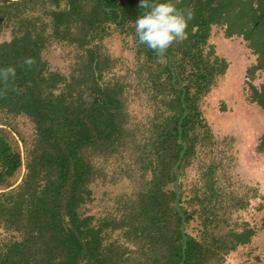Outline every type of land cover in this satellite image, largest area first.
Instances as JSON below:
<instances>
[{
  "label": "trees",
  "instance_id": "trees-1",
  "mask_svg": "<svg viewBox=\"0 0 264 264\" xmlns=\"http://www.w3.org/2000/svg\"><path fill=\"white\" fill-rule=\"evenodd\" d=\"M173 2L192 13L185 37L162 53L147 50L138 42L135 22L129 23L120 30L135 46L133 80L104 81L114 61L101 51L103 34L111 23L119 27L143 14L139 0H0V33L7 26L12 34L0 42V68L16 69L14 77L0 81V112L26 117L34 130L27 144L0 126V228L11 235L0 239V264H179L181 218L172 183L182 148L180 86L188 110L179 166L184 264H223L230 252L250 242L254 231L247 224L232 225L233 214L249 205V197L232 188L225 168L214 162L205 166L201 181L189 190L183 180L198 144L213 143L201 101L228 68L208 47L212 26L222 27L225 37H241L255 56L245 71L248 99L264 111V83H252L264 72V0ZM48 29L77 50L68 76L51 71L42 57ZM130 88L153 108L138 122L126 106ZM255 149L264 153V131ZM121 180L129 190L115 196L113 211L95 222L85 213L93 201L91 185Z\"/></svg>",
  "mask_w": 264,
  "mask_h": 264
},
{
  "label": "rangeland",
  "instance_id": "rangeland-1",
  "mask_svg": "<svg viewBox=\"0 0 264 264\" xmlns=\"http://www.w3.org/2000/svg\"><path fill=\"white\" fill-rule=\"evenodd\" d=\"M31 15L37 16L36 13ZM43 22H47V19ZM121 28L111 23L103 34L101 51L114 61L112 68L106 72L104 81L113 76L123 77L126 81L133 80L129 75L135 63V46L132 38L127 37V31H122ZM45 35L43 59L51 71L68 76L75 64L77 50L56 38L51 29L46 30ZM11 36V28L5 26L0 33V42L9 40ZM209 45L216 55L228 62V68L223 76L216 79L213 88L201 101L202 114L210 128L213 143L198 144V153L186 168L183 188L189 190L194 182H200L201 172L212 162L225 168L232 181V188L238 194H247L249 197V205L233 214L232 225L241 227L247 224L254 234L249 243L230 252L223 264H264V212L261 209L264 196V153H257L255 149L258 138L264 131V111L249 101V80L245 76V71L254 63L255 56L241 37H225L224 29L220 26L211 27L208 47ZM252 83L257 87L263 84L264 72H258ZM126 106L133 122L144 119L153 111L149 99L138 95L132 88L126 93ZM0 126L6 127L18 142L24 139L28 144L34 137L33 125L24 116H6L0 112ZM19 147L24 154L25 148L21 142ZM106 166L108 174H111L112 166ZM23 173V170L18 173V182ZM91 190L93 201L86 206L85 213L94 216V221L97 222L113 211L114 197L127 192L129 185L124 180L114 184L96 182L91 185ZM191 226L190 232L195 234L194 223ZM10 236L0 228V239H9ZM112 236L115 238L118 233L115 232Z\"/></svg>",
  "mask_w": 264,
  "mask_h": 264
},
{
  "label": "clouds",
  "instance_id": "clouds-1",
  "mask_svg": "<svg viewBox=\"0 0 264 264\" xmlns=\"http://www.w3.org/2000/svg\"><path fill=\"white\" fill-rule=\"evenodd\" d=\"M141 8L146 11L135 20V33L138 42L149 49L159 52L167 50L174 41L185 37V29L192 13L176 8L173 0H139ZM31 58L25 63L32 64ZM14 66L0 68V81H7L14 77Z\"/></svg>",
  "mask_w": 264,
  "mask_h": 264
},
{
  "label": "water",
  "instance_id": "water-1",
  "mask_svg": "<svg viewBox=\"0 0 264 264\" xmlns=\"http://www.w3.org/2000/svg\"><path fill=\"white\" fill-rule=\"evenodd\" d=\"M142 14H139L136 18H138L139 16H141ZM147 48V47H146ZM147 50H149V48H147ZM161 53V52H159ZM168 65H170V58L168 60ZM172 81H174V75L172 76ZM180 88L182 89V94H181V103L183 106V113L177 123V140L178 143L181 145V151L178 154V158L175 162V165L173 167V172H174V181L172 183V190L174 192L175 195V201H174V206L176 209V212L178 213V215L181 218V222H180V232H181V239H182V247H181V261L179 262V264H184L185 261V249H186V222H185V217L184 215L181 213L180 210V192H179V183H180V172H179V166L182 162V159L184 157V154L186 152V145L182 140V122L185 119V117L188 115V110L186 108V105L184 103V96H185V90L183 87L180 86Z\"/></svg>",
  "mask_w": 264,
  "mask_h": 264
},
{
  "label": "flooded vegetation",
  "instance_id": "flooded-vegetation-1",
  "mask_svg": "<svg viewBox=\"0 0 264 264\" xmlns=\"http://www.w3.org/2000/svg\"><path fill=\"white\" fill-rule=\"evenodd\" d=\"M136 19H126L121 26L119 25V27L121 28V27H124V26L128 25L129 23H133V21L135 22ZM117 22L120 23L121 22V18L118 19ZM112 25L117 26L116 24H112Z\"/></svg>",
  "mask_w": 264,
  "mask_h": 264
}]
</instances>
